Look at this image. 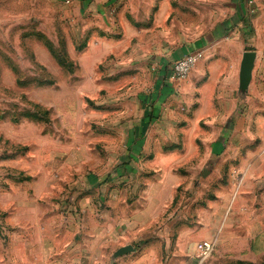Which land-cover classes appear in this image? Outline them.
I'll list each match as a JSON object with an SVG mask.
<instances>
[{
  "label": "rangeland",
  "instance_id": "obj_1",
  "mask_svg": "<svg viewBox=\"0 0 264 264\" xmlns=\"http://www.w3.org/2000/svg\"><path fill=\"white\" fill-rule=\"evenodd\" d=\"M0 264H264V0H0Z\"/></svg>",
  "mask_w": 264,
  "mask_h": 264
},
{
  "label": "crops",
  "instance_id": "obj_2",
  "mask_svg": "<svg viewBox=\"0 0 264 264\" xmlns=\"http://www.w3.org/2000/svg\"><path fill=\"white\" fill-rule=\"evenodd\" d=\"M239 9L237 10L238 12H242V14L244 13L245 15V12H243V8L240 7V5L238 6ZM244 15H242L244 17ZM233 27L236 29V26L235 24L233 25ZM235 32V31H234ZM224 33H228V31H224ZM236 33V32H235ZM220 38V37H218ZM222 40V38H221ZM221 45L219 48L216 49L215 45H209L207 48H209L208 50L212 51L215 55H217L220 59L217 60V65H220V67H223V68H227V67H235V69H233V71H230V72H224L223 70H221L218 74H221V76L224 74V73H227V74H233V78H235V80H237L239 82V76H240V67H241V62H242V59H243V54L246 52V51H250V49H248L246 47V44L242 43L240 41V39H231V40H228L227 42L224 40L222 42V44H219ZM224 45H227V47L230 49V51H234L233 55H230L229 53L230 52H226L224 49H223V46ZM215 47V48H214ZM208 51V52H209ZM191 52L189 48L185 47V48H182L180 50V52L178 53V55L176 56V60H178L179 58H182L183 56H185L187 53ZM204 57H205V53H204ZM204 60V59H203ZM174 61V62H175ZM207 61V60H206ZM173 62V63H174ZM215 62V63H216ZM172 63V64H173ZM172 66V65H171ZM170 66V67H171ZM168 67V66H167ZM167 67L163 70V72L165 73V77L163 78L164 81H162L163 79H161V91L159 93L160 97L164 100H166V98L168 97L167 95H169V93H175V90H174V86H172V84H177L179 83V85H183L184 83H180V82H170L169 81V69H167ZM235 71V72H234ZM224 72V73H223ZM217 73V72H216ZM215 72H213V70L211 71V76L212 78L216 75ZM223 73V74H222ZM195 75V74H194ZM193 75V76H194ZM193 76H192V79H193ZM191 82H193V80H191ZM193 88L195 89V86L193 85ZM167 92V93H166ZM171 93V94H172ZM165 95V96H164Z\"/></svg>",
  "mask_w": 264,
  "mask_h": 264
},
{
  "label": "built area",
  "instance_id": "obj_3",
  "mask_svg": "<svg viewBox=\"0 0 264 264\" xmlns=\"http://www.w3.org/2000/svg\"><path fill=\"white\" fill-rule=\"evenodd\" d=\"M204 58L200 51H192L182 58L176 60L169 70L170 82L185 81ZM214 251V244L211 241L201 242L197 245V252L201 258L209 257Z\"/></svg>",
  "mask_w": 264,
  "mask_h": 264
},
{
  "label": "water",
  "instance_id": "obj_4",
  "mask_svg": "<svg viewBox=\"0 0 264 264\" xmlns=\"http://www.w3.org/2000/svg\"><path fill=\"white\" fill-rule=\"evenodd\" d=\"M257 59V54L254 51H246L243 54V59L240 67V83L243 89H246L253 78V71L255 68V63ZM133 251L132 246H127L121 248L116 256H123Z\"/></svg>",
  "mask_w": 264,
  "mask_h": 264
}]
</instances>
